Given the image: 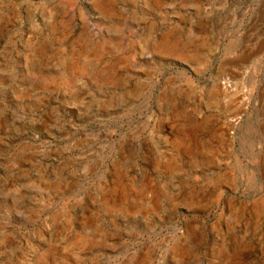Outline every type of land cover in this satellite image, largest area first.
Masks as SVG:
<instances>
[{"label":"rangeland","instance_id":"1","mask_svg":"<svg viewBox=\"0 0 264 264\" xmlns=\"http://www.w3.org/2000/svg\"><path fill=\"white\" fill-rule=\"evenodd\" d=\"M0 264H264V0H0Z\"/></svg>","mask_w":264,"mask_h":264}]
</instances>
